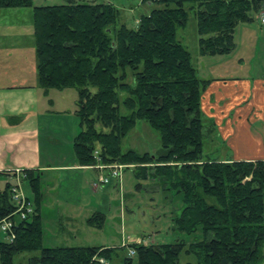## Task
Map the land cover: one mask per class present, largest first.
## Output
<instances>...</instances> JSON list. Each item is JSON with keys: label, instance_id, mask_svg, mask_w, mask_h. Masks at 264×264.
I'll list each match as a JSON object with an SVG mask.
<instances>
[{"label": "trees", "instance_id": "1", "mask_svg": "<svg viewBox=\"0 0 264 264\" xmlns=\"http://www.w3.org/2000/svg\"><path fill=\"white\" fill-rule=\"evenodd\" d=\"M59 6L34 0H0L1 9H31L38 85L77 91L80 132L73 150L82 167L132 165L138 179L171 182L183 207L175 229L200 240L112 247H55L43 244L41 176L25 170L35 213L18 221L12 243L0 241V264L39 253L29 264H110L129 248L122 264H264V161L222 162L206 154L214 124L202 110L210 81L200 78L192 53L178 40L190 14L197 21L199 55L231 54L240 24L264 11V0H143L154 5L139 25L120 24L112 4L66 0ZM123 110L126 113H123ZM139 121L159 134L156 154L124 151L123 141ZM130 168H127V170ZM0 172V219L14 210L7 177ZM140 187V184L138 185ZM31 200V199H30ZM96 213L87 223L105 226Z\"/></svg>", "mask_w": 264, "mask_h": 264}, {"label": "crops", "instance_id": "2", "mask_svg": "<svg viewBox=\"0 0 264 264\" xmlns=\"http://www.w3.org/2000/svg\"><path fill=\"white\" fill-rule=\"evenodd\" d=\"M257 18L238 26L236 48L231 54L198 59L199 75L203 76L200 78L210 81L202 96V110L215 128V133L207 139L206 154L211 160L264 161V29ZM1 60L6 59L0 53ZM18 69L13 67L12 74L0 73V172L22 169L41 176L43 244L48 210L57 213L55 223L67 222L61 230L80 244L74 224L82 220L89 229L97 230L87 221L96 213L105 215L107 220L111 214L112 193L119 185L113 178L108 184H101L99 177L107 176L108 171L80 166L74 150L72 153L68 150L65 155L53 143L52 125L56 124L64 128L59 134L66 147L73 148L79 129L76 103L72 110L65 109L62 104L66 99L65 90L60 91L61 96H56L59 90L45 93L38 85L37 76L36 82L32 81L24 65ZM44 138H48L46 143ZM46 183L54 195L50 207L46 206L43 191Z\"/></svg>", "mask_w": 264, "mask_h": 264}, {"label": "rangeland", "instance_id": "3", "mask_svg": "<svg viewBox=\"0 0 264 264\" xmlns=\"http://www.w3.org/2000/svg\"><path fill=\"white\" fill-rule=\"evenodd\" d=\"M89 1L114 5L121 14L120 24H124L130 29L137 28L141 17L149 15L153 9L157 8L154 5L143 4V0ZM65 4H67L66 0H34V5L37 7ZM32 20L33 12L31 9L0 10V53L7 60H1L3 62H0V73L12 74L13 67L16 71H20L18 68L24 65L28 69V78L36 82L37 59ZM254 26L257 27L255 24ZM255 30L258 31L257 28ZM256 31L255 33L258 34ZM178 40L192 53L194 63L198 67V59L201 56L199 55L197 21L193 13L190 14L187 27L178 30ZM199 76L203 77L201 74ZM29 79L28 81H30ZM56 92H58L56 96H61L60 91ZM63 95L66 96L62 103L64 108L72 110L78 100L77 91L66 89ZM123 113H126V111L123 110ZM52 129L54 131L51 138L55 141L53 143L59 146L65 155L68 150L72 153V145L69 148L66 147V142L62 140L59 134L64 128H59L58 125L54 124ZM70 129L71 126L69 125ZM79 132L80 128L78 129ZM47 140L48 138H44L45 143ZM62 147L65 148L62 149ZM122 148L124 151L135 150L139 153L156 154L161 148L160 137L146 122L139 121L134 130L123 141ZM205 150L208 152L209 145L206 146ZM133 167L126 169L123 173V188L120 189V186H118L112 193L111 214L107 216L103 229H89L82 220H78L74 225H76V235L80 244H77L75 240L73 241L76 244H72L74 242L68 237L67 232L61 230L62 226L66 227L68 225L67 222L62 220V222L55 223L57 213L48 210L49 213H46L45 216L48 220L46 222L45 247L55 248L74 245L93 247L102 244L107 247L121 248L123 246L130 247L134 243L150 245L181 241L188 248L190 244L200 240V235H187L176 231L174 219L180 215L183 203L180 195H177L173 189L171 182L164 184L154 178L147 181L138 179ZM4 183L5 180L0 181L1 186ZM139 184L140 187H138ZM43 187L48 202L46 206L50 207V200L53 199L54 195L50 192L47 183ZM24 192L33 201V193L28 183L25 184ZM67 238H69L68 241L70 240L69 243L66 241ZM0 241H6L5 236L1 233ZM129 253V248L122 250L120 257L114 258L110 264H122V258L129 256ZM34 256H39V253L20 254L15 257L14 263L29 264V260ZM187 262H194V258L182 256L180 264H186Z\"/></svg>", "mask_w": 264, "mask_h": 264}, {"label": "built area", "instance_id": "4", "mask_svg": "<svg viewBox=\"0 0 264 264\" xmlns=\"http://www.w3.org/2000/svg\"><path fill=\"white\" fill-rule=\"evenodd\" d=\"M258 23L264 29V11L260 13L257 18ZM96 164L92 166L100 172L108 171L107 176L101 175L99 182L101 184H108L110 178L117 180L120 189L122 188L123 173L127 168L133 167L131 165H105L98 158V152H95ZM28 178L25 170L16 169L9 173L7 182L9 184V192L11 201L14 206L13 213L6 218L0 219V233L6 238V241L12 243L16 238V226L18 221H24L30 218L35 213L33 202L26 196L24 192V184ZM130 255L135 256V251L130 250Z\"/></svg>", "mask_w": 264, "mask_h": 264}]
</instances>
